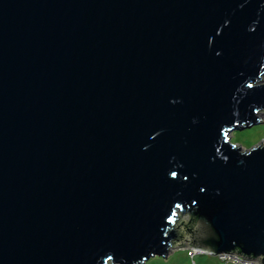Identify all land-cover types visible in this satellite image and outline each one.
<instances>
[{
    "label": "water",
    "instance_id": "95a60500",
    "mask_svg": "<svg viewBox=\"0 0 264 264\" xmlns=\"http://www.w3.org/2000/svg\"><path fill=\"white\" fill-rule=\"evenodd\" d=\"M261 89L264 0H0V264H264Z\"/></svg>",
    "mask_w": 264,
    "mask_h": 264
},
{
    "label": "rangeland",
    "instance_id": "374dc122",
    "mask_svg": "<svg viewBox=\"0 0 264 264\" xmlns=\"http://www.w3.org/2000/svg\"><path fill=\"white\" fill-rule=\"evenodd\" d=\"M263 123L257 124L245 130L235 131L232 134V141L242 146L244 149H250L264 141V112L260 114ZM192 250L186 246L173 247L167 257L157 256L148 260L160 261V264H219L218 255L207 253H197L192 255ZM118 264V263H117Z\"/></svg>",
    "mask_w": 264,
    "mask_h": 264
},
{
    "label": "snow or ice",
    "instance_id": "6c2138e0",
    "mask_svg": "<svg viewBox=\"0 0 264 264\" xmlns=\"http://www.w3.org/2000/svg\"><path fill=\"white\" fill-rule=\"evenodd\" d=\"M218 54H219V53H218ZM249 87L251 88V87H253V85L249 84ZM261 90H264V89H261ZM257 111H259L258 108H257ZM229 122H230V120H229ZM229 131H230V130H227V129L224 131V135H223V138H222V139H223V143H224V145H227V144L231 143V146H232L233 148H235V147H236V142L229 141ZM158 134H159V133H158ZM217 134H219V129H217ZM152 139L155 140L156 137L153 136ZM216 152L219 153V152H220V148H216ZM251 155H252V153H249V156H251ZM223 159H224L225 161H227L228 157H227V156H223ZM168 175L170 176L171 181H176L177 178H178V177H181V176H182V179H183L184 181H188V180H189V175H188V174L178 173L176 170H172V169H169V170H168ZM200 191H201V192H204V191H205V188L201 187V188H200ZM192 203L195 204L196 201L193 200ZM180 206H181V205H180L179 203L176 204V207H177V208H179ZM173 214H174V213H173ZM165 215H167V213H166ZM108 259H109V260H112V259H113V256H112V255H109V256H108ZM150 264H160V261H151Z\"/></svg>",
    "mask_w": 264,
    "mask_h": 264
},
{
    "label": "built area",
    "instance_id": "2783aa9c",
    "mask_svg": "<svg viewBox=\"0 0 264 264\" xmlns=\"http://www.w3.org/2000/svg\"><path fill=\"white\" fill-rule=\"evenodd\" d=\"M192 255L197 253H207L211 255V252L204 251L201 249L191 248ZM219 264H260L255 259H248L239 254H219L218 255Z\"/></svg>",
    "mask_w": 264,
    "mask_h": 264
},
{
    "label": "trees",
    "instance_id": "16d2710c",
    "mask_svg": "<svg viewBox=\"0 0 264 264\" xmlns=\"http://www.w3.org/2000/svg\"><path fill=\"white\" fill-rule=\"evenodd\" d=\"M193 226L191 225L190 228H192ZM180 233H181V230H180Z\"/></svg>",
    "mask_w": 264,
    "mask_h": 264
}]
</instances>
